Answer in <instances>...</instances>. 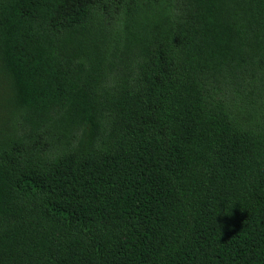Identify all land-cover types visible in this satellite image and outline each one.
Returning <instances> with one entry per match:
<instances>
[{
  "label": "trees",
  "instance_id": "trees-1",
  "mask_svg": "<svg viewBox=\"0 0 264 264\" xmlns=\"http://www.w3.org/2000/svg\"><path fill=\"white\" fill-rule=\"evenodd\" d=\"M0 264H264V0H0Z\"/></svg>",
  "mask_w": 264,
  "mask_h": 264
}]
</instances>
